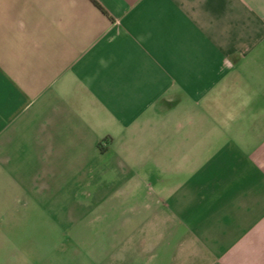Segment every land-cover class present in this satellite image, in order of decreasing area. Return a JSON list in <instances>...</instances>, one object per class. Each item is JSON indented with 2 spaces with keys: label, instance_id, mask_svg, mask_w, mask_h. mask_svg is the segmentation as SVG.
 Segmentation results:
<instances>
[{
  "label": "crops",
  "instance_id": "0c3cea01",
  "mask_svg": "<svg viewBox=\"0 0 264 264\" xmlns=\"http://www.w3.org/2000/svg\"><path fill=\"white\" fill-rule=\"evenodd\" d=\"M0 0V264H264V0Z\"/></svg>",
  "mask_w": 264,
  "mask_h": 264
},
{
  "label": "trees",
  "instance_id": "16d2710c",
  "mask_svg": "<svg viewBox=\"0 0 264 264\" xmlns=\"http://www.w3.org/2000/svg\"><path fill=\"white\" fill-rule=\"evenodd\" d=\"M93 5H95L100 11L103 12V10L99 7V5L94 0H89Z\"/></svg>",
  "mask_w": 264,
  "mask_h": 264
}]
</instances>
